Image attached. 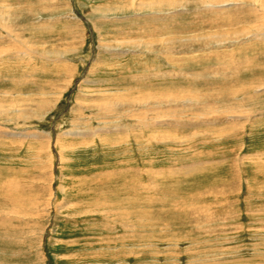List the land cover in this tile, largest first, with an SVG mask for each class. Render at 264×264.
I'll return each instance as SVG.
<instances>
[{"label":"rangeland","instance_id":"rangeland-1","mask_svg":"<svg viewBox=\"0 0 264 264\" xmlns=\"http://www.w3.org/2000/svg\"><path fill=\"white\" fill-rule=\"evenodd\" d=\"M263 8L0 0V264H264Z\"/></svg>","mask_w":264,"mask_h":264},{"label":"bare ground","instance_id":"bare-ground-1","mask_svg":"<svg viewBox=\"0 0 264 264\" xmlns=\"http://www.w3.org/2000/svg\"><path fill=\"white\" fill-rule=\"evenodd\" d=\"M214 2L217 3V2H220V0H214ZM207 3H209V1H207ZM207 3H205V4H207ZM238 3H239V2H238ZM231 4L234 5V3H230V2H229V3H226V2H224L223 5H222V4H221V5H216V7H217V6H221V7H222V6H228V5H231ZM235 5H236V4H235ZM209 7H210V6H209ZM263 9H264V8H263ZM260 27H261V25H260ZM255 28H257V27H255ZM250 30H251V29H250ZM245 34H246V33H245ZM224 35H226V34H224ZM220 36H221V35H220ZM157 98H158V97H157Z\"/></svg>","mask_w":264,"mask_h":264}]
</instances>
